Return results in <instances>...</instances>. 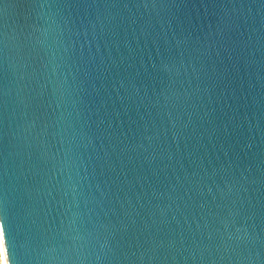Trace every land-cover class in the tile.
Masks as SVG:
<instances>
[{"label":"water","instance_id":"water-1","mask_svg":"<svg viewBox=\"0 0 264 264\" xmlns=\"http://www.w3.org/2000/svg\"><path fill=\"white\" fill-rule=\"evenodd\" d=\"M0 224L16 264H264V0H0Z\"/></svg>","mask_w":264,"mask_h":264},{"label":"clouds","instance_id":"clouds-1","mask_svg":"<svg viewBox=\"0 0 264 264\" xmlns=\"http://www.w3.org/2000/svg\"><path fill=\"white\" fill-rule=\"evenodd\" d=\"M61 167L66 172V192L68 195H72L76 181L74 164L70 156H66L62 160ZM0 264H16L2 224H0Z\"/></svg>","mask_w":264,"mask_h":264}]
</instances>
